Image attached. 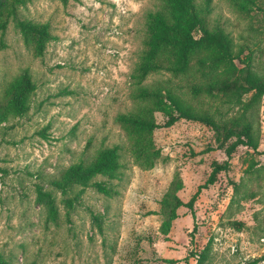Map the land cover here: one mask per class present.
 <instances>
[{
	"label": "rangeland",
	"instance_id": "1",
	"mask_svg": "<svg viewBox=\"0 0 264 264\" xmlns=\"http://www.w3.org/2000/svg\"><path fill=\"white\" fill-rule=\"evenodd\" d=\"M212 2L211 18L224 21L237 44L249 46L244 52H252V64L264 76L263 14L255 16L260 32H249L248 20L225 0ZM156 3L31 0L19 7V15L47 22L54 36L41 57L23 43L13 22L0 32V98L5 83L23 68L36 82L28 113L0 126V257L7 264H196L194 254L208 243L202 264H245L264 255V95L255 151L239 145L228 158L209 127L187 119L164 127L166 118L157 112L160 127L153 140L160 158L143 169L130 155L116 116L132 105L131 74L143 47L144 13ZM115 143L123 147L125 165L122 178L111 181L115 193L87 187L67 214L63 196L54 191L59 218L47 222L35 200L36 185L49 188L69 164L89 162L100 147ZM213 161H227L228 168L199 191L192 209L178 208L163 235L160 200L174 175L183 184L177 194L187 202ZM251 163L256 171L249 177Z\"/></svg>",
	"mask_w": 264,
	"mask_h": 264
},
{
	"label": "trees",
	"instance_id": "2",
	"mask_svg": "<svg viewBox=\"0 0 264 264\" xmlns=\"http://www.w3.org/2000/svg\"><path fill=\"white\" fill-rule=\"evenodd\" d=\"M31 0H0V32L13 22L23 43L32 54L41 57L47 43L54 38L47 22L33 21L19 15V7ZM66 2V0H61ZM240 18L248 20L249 32H260L255 17L264 4L261 0H225ZM212 0H157L153 9L144 13L145 37L135 64L130 98L131 107L116 116L127 136L133 161L150 169L160 158L153 132L160 124L155 113L165 116L162 126L169 127L179 119L197 121L209 127L214 141L230 158L239 145L257 150L260 139L259 108L264 95V76L252 64V52L246 43L237 44L220 18H211ZM255 17V18H254ZM240 63V65H238ZM168 74L164 78L147 80L152 74ZM175 80V81H174ZM36 90L29 69L23 68L8 80L0 98V126L11 118L28 113ZM121 144L100 147L89 162H72L51 179L49 188L37 184L35 200L46 211V221L57 223L59 211L55 192L63 197L66 213L79 201L87 187H94L106 196L115 191L111 181L121 179L124 163ZM248 166L249 177L256 171ZM228 168V162H212L204 183L187 202L177 192L183 184L175 174L160 200L162 216L159 231L167 235L178 217V208L192 209L199 191L216 181V175ZM97 176L103 179H95ZM78 187L76 191L75 188ZM234 190L239 189L234 184ZM93 219L99 223L96 215ZM209 243L197 255L196 264L207 258ZM264 255L245 264H257ZM0 264H7L0 257Z\"/></svg>",
	"mask_w": 264,
	"mask_h": 264
}]
</instances>
